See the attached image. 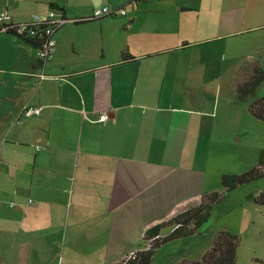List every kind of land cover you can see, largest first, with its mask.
Returning a JSON list of instances; mask_svg holds the SVG:
<instances>
[{
    "label": "crops",
    "instance_id": "1",
    "mask_svg": "<svg viewBox=\"0 0 264 264\" xmlns=\"http://www.w3.org/2000/svg\"><path fill=\"white\" fill-rule=\"evenodd\" d=\"M43 1L67 18L68 7ZM122 1L110 8L125 11L109 20L124 29L112 53L85 52L64 24L43 65L32 45L0 33V264H118L204 196L192 195L206 170L204 126L191 133L153 102L155 88L225 57L235 86L264 48V0ZM25 106L40 113L24 118ZM199 231L151 264L200 260L212 245L195 241Z\"/></svg>",
    "mask_w": 264,
    "mask_h": 264
},
{
    "label": "rangeland",
    "instance_id": "2",
    "mask_svg": "<svg viewBox=\"0 0 264 264\" xmlns=\"http://www.w3.org/2000/svg\"><path fill=\"white\" fill-rule=\"evenodd\" d=\"M57 1L59 5L68 7L65 18L68 21L60 30L64 37L75 39L85 52L93 55H101L104 50L112 53L119 46L122 41L120 33L124 29L119 23L109 21L119 19L118 16H107L80 25H74L71 17L84 19L91 17L92 12L98 8L126 7L127 2ZM46 10L43 0H0V14L7 13L15 21L31 20L34 14L44 17ZM54 12L55 18L58 17L57 14L61 15L59 10ZM255 54L257 56L247 58L249 61L240 68L241 78L243 74L250 75L255 64L262 70L263 81L249 100L238 101L234 98L235 86H229V83L236 81L237 72H233L228 57L216 62L201 61L186 70L185 77L167 78L164 86L155 88V97L152 99L160 107L171 108L173 118L186 124V127L189 126L191 133L196 130V124L204 126L202 134L207 137L206 170L201 172V185L192 188V195L198 191L204 195L217 192L222 197L212 206L210 216L198 229L200 231L195 241H200L202 245L204 239L208 238L209 245H212L211 235L219 230L237 235L239 246L236 264H264V206L254 201L264 188V177L229 191L221 184L222 175H239L256 166L259 153L264 149V122L254 117L248 109L253 99L264 96V48H259ZM45 64L46 62L43 65ZM207 68H212L214 72L202 73ZM189 143L192 145L193 141ZM192 162L194 163L193 158ZM189 237L191 236L185 238Z\"/></svg>",
    "mask_w": 264,
    "mask_h": 264
},
{
    "label": "trees",
    "instance_id": "3",
    "mask_svg": "<svg viewBox=\"0 0 264 264\" xmlns=\"http://www.w3.org/2000/svg\"><path fill=\"white\" fill-rule=\"evenodd\" d=\"M53 5V4H51ZM91 20H100L88 17L80 20H73L74 23H82ZM0 33H7L20 38L36 49L39 42L29 38L26 34L18 35L13 30L0 27ZM253 72V74H252ZM263 81L261 68L255 64L252 66L251 74L244 75L237 82L234 89V98L238 101L249 100ZM249 112L264 122V96L253 99L248 106ZM264 177V149L259 153L257 165L250 170L236 175L224 174L221 177V184L226 191L233 190L238 186L255 181ZM222 195L212 192L204 195L198 204L187 208L173 216L165 223L149 228L145 233L149 238L158 235L163 229L174 225L178 227L163 237L155 239L151 248L147 251L138 252L135 258L122 261L118 264H151L155 251L167 242L178 240L193 235L209 218L212 206L221 199ZM255 203L264 206V188L254 198ZM239 238L226 230L217 231L212 240L211 248L204 253L200 260H182L178 264H236Z\"/></svg>",
    "mask_w": 264,
    "mask_h": 264
},
{
    "label": "built area",
    "instance_id": "4",
    "mask_svg": "<svg viewBox=\"0 0 264 264\" xmlns=\"http://www.w3.org/2000/svg\"><path fill=\"white\" fill-rule=\"evenodd\" d=\"M118 14L125 15V11L120 10L117 12L115 10H111L109 7H102L94 10L91 17L94 19H101L106 16H117ZM55 15L56 14L53 10H49L44 17L34 14L32 19L27 22L15 23L13 22L12 16H9L7 13H2L0 14V27H4L7 30H13L18 35L26 34L29 38L38 41L39 45L35 49L36 57L41 62V64H44V62L50 60L55 53V32L67 21L63 16H58L55 18ZM40 77H44L43 72L40 74ZM40 110V107L25 106L21 115L24 118H29L33 115H38ZM106 118V114H102L99 117V120H105ZM177 227L178 225L169 227L167 228L166 233L161 231L158 235L151 238L146 236V233H144L142 236L144 243L143 246L140 249L128 252L120 262L135 258L138 252L149 250L155 239L163 237L165 234L172 232Z\"/></svg>",
    "mask_w": 264,
    "mask_h": 264
}]
</instances>
